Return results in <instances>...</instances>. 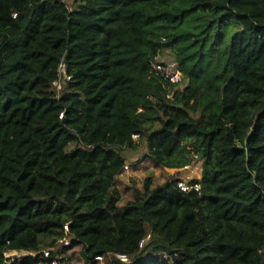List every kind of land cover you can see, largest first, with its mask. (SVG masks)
Instances as JSON below:
<instances>
[{"label": "trees", "instance_id": "1", "mask_svg": "<svg viewBox=\"0 0 264 264\" xmlns=\"http://www.w3.org/2000/svg\"><path fill=\"white\" fill-rule=\"evenodd\" d=\"M140 144L202 162L200 192L148 177L121 206ZM66 238L87 264H264V0H0V264L65 263L44 252Z\"/></svg>", "mask_w": 264, "mask_h": 264}, {"label": "rangeland", "instance_id": "2", "mask_svg": "<svg viewBox=\"0 0 264 264\" xmlns=\"http://www.w3.org/2000/svg\"><path fill=\"white\" fill-rule=\"evenodd\" d=\"M69 10H74L78 8L82 0H61ZM168 58L174 59L173 53L166 49V54ZM138 140V139H137ZM145 145L140 144L138 151H128L126 153L127 164L130 166V170L124 171L123 174L118 179V189L121 193V206L126 204L128 201L132 200V194L134 190H141L143 183L146 178L150 177L153 182V186H159L163 184L168 178H178L186 181L198 180L201 178L202 174V162L195 161L190 165L189 170L182 169H161L155 167L150 160L145 159ZM61 245V246H59ZM54 249L59 251V259H68L62 264H87L81 257V247H63L59 244ZM70 246V245H69ZM17 253V252H16ZM31 252H21L18 256L14 257L15 261L28 256ZM9 254H15L11 252ZM34 254V253H33ZM118 259L106 255L103 261H96L95 264H116Z\"/></svg>", "mask_w": 264, "mask_h": 264}, {"label": "built area", "instance_id": "3", "mask_svg": "<svg viewBox=\"0 0 264 264\" xmlns=\"http://www.w3.org/2000/svg\"><path fill=\"white\" fill-rule=\"evenodd\" d=\"M165 54H166V49H162L161 51H159L158 54L150 60V66H151V69L157 75H159L163 79L164 82L168 83L169 85H171L172 87L176 89L182 80V73L180 70V66H179V63L175 60V58L174 59L168 58L167 56H165ZM70 80H71V77L68 75L65 65L62 64L59 67V78L54 82L53 87L55 90L60 92L61 90L65 89V87L67 86ZM172 97H173V93L168 95V98H172ZM134 139H137V136H134ZM183 169L189 170L190 166L184 167ZM125 170L126 171L130 170V166L126 165ZM194 181L195 180L193 181L180 180L178 182V188L184 193L200 192L201 190L200 184ZM65 231L68 232L67 226L65 227ZM59 244H62L63 247H68L70 244V240L66 238L60 241ZM142 245L143 243L141 244V246ZM54 248L46 250L44 252V256L47 258L50 256L51 252H57ZM9 253L11 252L5 253V263L7 264L15 261L14 257L12 256L19 257L18 252L17 253L14 252L15 254H9ZM33 253L34 252L29 253L28 256L35 257L37 255L36 253L34 254ZM107 255L117 258L122 263H129V259L126 256H123V255L112 256L110 254H107ZM105 256L97 257L96 261H103V258ZM53 264H56V263H53Z\"/></svg>", "mask_w": 264, "mask_h": 264}, {"label": "water", "instance_id": "4", "mask_svg": "<svg viewBox=\"0 0 264 264\" xmlns=\"http://www.w3.org/2000/svg\"><path fill=\"white\" fill-rule=\"evenodd\" d=\"M252 132H253V129H250V131H249V133H248V135H247V137L245 139V145H247L248 139L251 136Z\"/></svg>", "mask_w": 264, "mask_h": 264}]
</instances>
